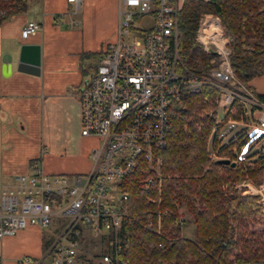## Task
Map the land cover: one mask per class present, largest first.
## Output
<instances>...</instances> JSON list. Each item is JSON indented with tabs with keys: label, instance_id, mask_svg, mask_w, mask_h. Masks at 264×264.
Instances as JSON below:
<instances>
[{
	"label": "built area",
	"instance_id": "1",
	"mask_svg": "<svg viewBox=\"0 0 264 264\" xmlns=\"http://www.w3.org/2000/svg\"><path fill=\"white\" fill-rule=\"evenodd\" d=\"M68 1L79 5V0ZM182 3L118 0L115 37L105 45L92 73L76 90L80 134L96 142L90 149L89 167L83 172L48 173L38 159L32 160L28 171L16 174L1 191L0 238L26 226L48 229L58 218L62 224L53 228L42 253L50 256V264H74L81 244L91 236L110 244L101 253L102 262L124 264L117 258L120 248L113 247L120 242L124 222L131 218L129 194L119 184L142 163L159 176L171 104L182 92L195 93L203 86L215 88L219 136L227 124L251 117L253 132L264 143V102L236 78L229 58L231 36L217 15L203 13L194 34V41L205 52L215 54L208 71L197 73L181 63L177 15ZM38 27L35 21L26 22L21 36L34 33ZM234 102L244 108L243 113L239 119L224 121L225 112ZM207 150L213 159L218 158L211 147V136ZM244 158L240 153L230 160L236 163ZM260 183L254 186L243 180L235 186L243 194L257 195L264 210V159ZM156 188L159 191V185ZM159 214L158 210V230ZM28 262V255L17 258V264Z\"/></svg>",
	"mask_w": 264,
	"mask_h": 264
},
{
	"label": "trees",
	"instance_id": "2",
	"mask_svg": "<svg viewBox=\"0 0 264 264\" xmlns=\"http://www.w3.org/2000/svg\"><path fill=\"white\" fill-rule=\"evenodd\" d=\"M263 3L264 0H183L177 15L181 63L197 73L208 71L215 54L205 52L194 41V34L203 13L217 15L231 36L229 58L235 76L264 102V92L256 91L251 83L264 77ZM26 5L27 0H0V22L25 11ZM217 94L211 86H203L195 93L182 92L171 104L159 176L142 163L120 182L121 189L129 194L131 218L124 222L120 242L113 247L120 248L117 258L124 264H264L263 207L257 195L243 194L235 186L245 176L259 182L263 154L260 150L250 153L233 166L217 161L235 159L248 138L241 134L221 143L220 128L215 127ZM243 110L234 102L223 120L239 119ZM210 136L218 156L215 159L207 150ZM181 205L194 223L192 238L181 233ZM48 242L49 238L43 236L42 252ZM109 246L106 241L101 249ZM101 253L100 250L93 256ZM82 264L106 263L85 258Z\"/></svg>",
	"mask_w": 264,
	"mask_h": 264
},
{
	"label": "crops",
	"instance_id": "3",
	"mask_svg": "<svg viewBox=\"0 0 264 264\" xmlns=\"http://www.w3.org/2000/svg\"><path fill=\"white\" fill-rule=\"evenodd\" d=\"M78 3L27 0L25 11L0 22V143L5 146L0 156V196L4 186L11 184L16 174L27 172L34 159L48 173L83 172L89 167L90 162L82 166L76 161L84 153V139L94 140L80 134L76 90L87 75L85 58L94 51L99 56L115 37L118 0ZM28 21L37 22L39 27L23 37L21 28ZM21 44L39 45L38 74L17 69ZM94 67L95 64L91 70ZM254 81L251 83L255 90L264 92L256 89ZM35 129L40 145L31 150L28 142L22 141V134ZM47 147L52 149L50 154ZM62 151L64 157L57 156ZM43 231L39 226H26L2 236L0 264H17L18 257L28 254H36L28 255L31 264H44L47 256H39ZM30 236L34 244L20 250L24 238Z\"/></svg>",
	"mask_w": 264,
	"mask_h": 264
},
{
	"label": "rangeland",
	"instance_id": "4",
	"mask_svg": "<svg viewBox=\"0 0 264 264\" xmlns=\"http://www.w3.org/2000/svg\"><path fill=\"white\" fill-rule=\"evenodd\" d=\"M262 7L264 8V3L262 5ZM98 59H99V56L96 54L95 51L91 52L89 57L85 58V62H83L85 64L83 67L85 68L86 73L84 72V75L88 74L87 72L91 71L92 66L97 63ZM238 81L241 82L239 79H238ZM242 86H243V88H245L246 85L244 83H242ZM254 86L256 87V89L264 90V77H260V78L255 79ZM246 88H247V90L250 91V89L247 86H246ZM250 92H252V91H250ZM253 130L254 129L252 126V118L246 117L242 121H240L239 123L227 124L225 129L223 130L224 133L221 136V139L223 142H228L231 139L232 140L235 139L237 136H239L241 134H246L248 136V138L244 142L245 144L241 147L240 153L246 157L247 155L249 156L250 153H253L255 151L260 150V151H262L263 159H264V148L262 147L264 145V143L262 142L263 140L260 138V136H258L256 133H254ZM22 135H23L22 141L28 142V146L31 150L36 147V144H39V141H38L39 138L37 136L36 129L34 131L30 130L29 132H25ZM20 139H21V137H20ZM0 142H1V140H0ZM94 143H96L94 140L91 141L88 138L84 139V153L81 154L80 157L76 160L82 166H85V165L87 166V164H89L90 149ZM3 147H5V146H3ZM3 147H2V144L0 143V156H1V152L4 151ZM40 149H41V146L38 150H40ZM51 151H52V149L47 147L46 152L48 154H50ZM64 155L65 154L63 151L60 152L59 154H57V156H59V157H64ZM1 161H2V159H0V162ZM243 180L245 182L249 181L254 186H260V184H261L260 183L261 177L259 179V182H257V183L250 180L247 176H245L243 179L238 180L237 182L243 181ZM180 212H181V216L184 220V224L182 226L181 233L185 237L192 238L194 235V223L192 221V218L188 214V212L186 211V209L183 205L180 206ZM62 221L63 220H61V219L54 218L51 222V225L48 227V229L43 228L44 229L43 235L45 237H49L50 235H52L54 233V231H52L53 228L55 226L60 227V225L62 224ZM23 242H24L23 248L20 250L25 249L27 246H31L32 244H34L35 241L33 239L31 240V236H30L29 238L25 237ZM103 245H104V242H102L100 240V237H98V236H91V237L85 238V240L83 241V243L81 244V246L79 248V255L83 254L85 256H76L74 264H82V262L85 258L102 262V256L101 255L93 256V253H95V252L100 253V250H101V252H103L104 250L101 249L103 247ZM35 246L37 248V253L38 252L40 253V250H39L37 244H35ZM42 253L39 256H42ZM28 255L29 256H36V254H28ZM50 261H51L50 256H47L45 261H43V263L44 264H50ZM25 264H31V262H28Z\"/></svg>",
	"mask_w": 264,
	"mask_h": 264
},
{
	"label": "water",
	"instance_id": "5",
	"mask_svg": "<svg viewBox=\"0 0 264 264\" xmlns=\"http://www.w3.org/2000/svg\"><path fill=\"white\" fill-rule=\"evenodd\" d=\"M10 61V56L7 57ZM40 64V49L38 44H21L17 58V69L20 71L38 74ZM218 162L230 164L233 166L234 161L229 158H218Z\"/></svg>",
	"mask_w": 264,
	"mask_h": 264
},
{
	"label": "clouds",
	"instance_id": "6",
	"mask_svg": "<svg viewBox=\"0 0 264 264\" xmlns=\"http://www.w3.org/2000/svg\"><path fill=\"white\" fill-rule=\"evenodd\" d=\"M130 2H135V0H130Z\"/></svg>",
	"mask_w": 264,
	"mask_h": 264
},
{
	"label": "flooded vegetation",
	"instance_id": "7",
	"mask_svg": "<svg viewBox=\"0 0 264 264\" xmlns=\"http://www.w3.org/2000/svg\"><path fill=\"white\" fill-rule=\"evenodd\" d=\"M92 71H93V70L89 71V73H92ZM89 73H88V74H89Z\"/></svg>",
	"mask_w": 264,
	"mask_h": 264
}]
</instances>
